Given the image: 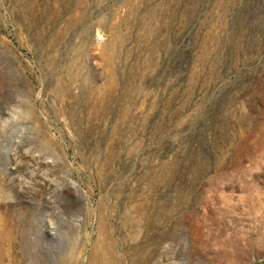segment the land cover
Listing matches in <instances>:
<instances>
[{"label": "rangeland", "instance_id": "rangeland-1", "mask_svg": "<svg viewBox=\"0 0 264 264\" xmlns=\"http://www.w3.org/2000/svg\"><path fill=\"white\" fill-rule=\"evenodd\" d=\"M103 263L264 264V0H0V264Z\"/></svg>", "mask_w": 264, "mask_h": 264}, {"label": "bare ground", "instance_id": "bare-ground-1", "mask_svg": "<svg viewBox=\"0 0 264 264\" xmlns=\"http://www.w3.org/2000/svg\"><path fill=\"white\" fill-rule=\"evenodd\" d=\"M99 42H100V41H99ZM104 261H105V260H104ZM104 261H103V262H104ZM106 262H107V261H106ZM107 263H108V262H107ZM103 264H104V263H103ZM105 264H106V263H105Z\"/></svg>", "mask_w": 264, "mask_h": 264}]
</instances>
